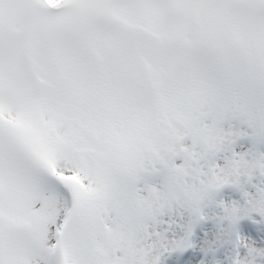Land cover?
Segmentation results:
<instances>
[{"label": "snow or ice", "instance_id": "obj_1", "mask_svg": "<svg viewBox=\"0 0 264 264\" xmlns=\"http://www.w3.org/2000/svg\"><path fill=\"white\" fill-rule=\"evenodd\" d=\"M0 264H264V0H0Z\"/></svg>", "mask_w": 264, "mask_h": 264}]
</instances>
